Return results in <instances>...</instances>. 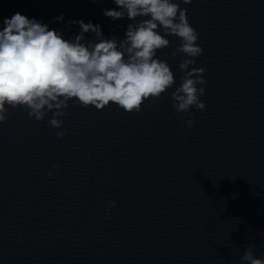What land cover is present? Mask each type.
I'll use <instances>...</instances> for the list:
<instances>
[{
  "label": "water",
  "instance_id": "1",
  "mask_svg": "<svg viewBox=\"0 0 264 264\" xmlns=\"http://www.w3.org/2000/svg\"><path fill=\"white\" fill-rule=\"evenodd\" d=\"M112 0H0L66 35L91 20L123 38ZM206 109L166 93L139 112L69 104L49 117L10 109L0 124V264H241L264 256V0H193ZM158 55L179 77L177 40ZM174 90V89H173ZM183 117V118H182ZM195 121L192 128L186 120ZM52 165H56L53 168ZM49 172L53 175L50 177ZM115 201V207L109 204Z\"/></svg>",
  "mask_w": 264,
  "mask_h": 264
},
{
  "label": "clouds",
  "instance_id": "2",
  "mask_svg": "<svg viewBox=\"0 0 264 264\" xmlns=\"http://www.w3.org/2000/svg\"><path fill=\"white\" fill-rule=\"evenodd\" d=\"M192 2L112 0L114 7L102 9V14L113 22L128 21L126 27L117 25L124 28L123 38L106 36L99 23L83 19L69 21L79 30L66 35L63 29L51 27L64 22L63 14L49 23L19 11L4 17L0 22V124L7 121L10 109L23 108L38 122L51 114L48 123L59 129V139L67 131L63 117L70 103L98 111L116 106L133 113L170 90L177 114L191 116L192 109L203 112L207 70L196 64L204 50L188 19V8L181 7ZM170 36L177 40L171 56L183 54L178 86L171 65L158 55L171 45ZM194 123L189 118L186 127ZM240 261L264 264V256L257 257L249 246Z\"/></svg>",
  "mask_w": 264,
  "mask_h": 264
}]
</instances>
